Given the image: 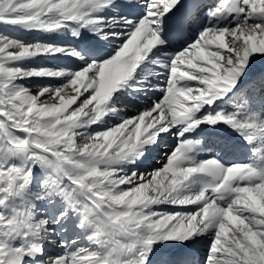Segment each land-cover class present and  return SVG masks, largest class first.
Wrapping results in <instances>:
<instances>
[{
	"label": "snow or ice",
	"instance_id": "obj_1",
	"mask_svg": "<svg viewBox=\"0 0 264 264\" xmlns=\"http://www.w3.org/2000/svg\"><path fill=\"white\" fill-rule=\"evenodd\" d=\"M0 25V264H264V0H0ZM204 126L248 162L197 160Z\"/></svg>",
	"mask_w": 264,
	"mask_h": 264
},
{
	"label": "bare ground",
	"instance_id": "obj_2",
	"mask_svg": "<svg viewBox=\"0 0 264 264\" xmlns=\"http://www.w3.org/2000/svg\"><path fill=\"white\" fill-rule=\"evenodd\" d=\"M24 37H34V34L32 33H22ZM42 35L44 34H37L35 38H40ZM85 35V34H84ZM89 37V35H87ZM91 38V37H89ZM194 38V37H193ZM65 61L68 59L63 58ZM50 61H52L50 64H52L53 66L58 65L57 63L59 61L56 60V58H50ZM52 66V67H53ZM64 66V65H62ZM258 68H264V62H261V64L257 65ZM205 127V133L201 134L199 137H192V138H198L201 141V151L200 153L197 154L196 159L197 160H206V159H210V158H218L220 159L222 162L224 163H246L248 162L249 157L251 156V152L248 150L249 146L245 145L244 142L234 133L232 132L230 129L227 128H223L221 127L219 132H210L207 130L206 126ZM199 131V130H198ZM195 135V134H193ZM218 137H223L226 138L229 141H232L234 143H242L243 147L235 152H229L227 154L225 153H220L219 156H217V151L218 149L215 147V142L216 139ZM178 143V141L171 137V139L168 141L169 146H175V144ZM150 150H146L145 155L149 154ZM143 158L139 161H137V166H139V168L141 170H143L145 167H143ZM147 168V167H146ZM148 170L150 171V169L148 168ZM68 235V234H67ZM199 246V245H198ZM53 247H55L53 245ZM173 247H177V246H173ZM178 247H183V246H178ZM48 248V245H47ZM199 247L196 248V250ZM197 252L195 251L193 254V259L194 260H199L201 255L198 256Z\"/></svg>",
	"mask_w": 264,
	"mask_h": 264
},
{
	"label": "rangeland",
	"instance_id": "obj_3",
	"mask_svg": "<svg viewBox=\"0 0 264 264\" xmlns=\"http://www.w3.org/2000/svg\"><path fill=\"white\" fill-rule=\"evenodd\" d=\"M5 28V26H2L0 25V29H3ZM23 30H17V32H15L14 34L18 37V38H21V39H32V38H35L37 34H34V37H24L23 36ZM89 35V37H91V34L90 33H82V35ZM58 39L60 40H71L73 39L71 34L70 33H64L62 34L61 36L58 37ZM67 59V58H66ZM52 61H50V58H38L36 62H32L30 64L31 67H52L53 65L50 64ZM58 65L56 66H62L63 64L59 61L57 63ZM46 81H40V80H36V81H33L32 82V85L30 86H33V90H35V84H42V83H45ZM53 83H58V81H53ZM171 139V137L168 138V141ZM167 141V143H168ZM169 145V144H168ZM163 151V149H157L155 152L153 151H150L149 154L145 155L146 159L143 158V167H147L149 168L150 170L153 168V167H159V165L156 163V160L160 158V156L158 155V153H161ZM155 154V155H154ZM67 235V234H65ZM55 238V237H53ZM199 247L197 250H195L198 254V256H202L204 254V252L206 251V249L203 247V245H199L197 246ZM48 251H49V254H52V255H55L57 254V252L59 251L58 249H56V247H53V245H48ZM197 256V257H198Z\"/></svg>",
	"mask_w": 264,
	"mask_h": 264
}]
</instances>
